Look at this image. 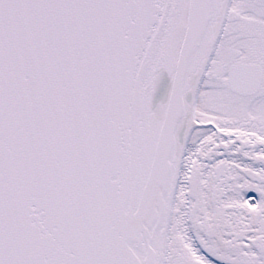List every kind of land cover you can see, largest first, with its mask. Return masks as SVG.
Returning a JSON list of instances; mask_svg holds the SVG:
<instances>
[{"label": "snow or ice", "instance_id": "obj_1", "mask_svg": "<svg viewBox=\"0 0 264 264\" xmlns=\"http://www.w3.org/2000/svg\"><path fill=\"white\" fill-rule=\"evenodd\" d=\"M0 264H264V0H0Z\"/></svg>", "mask_w": 264, "mask_h": 264}]
</instances>
